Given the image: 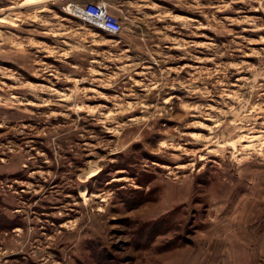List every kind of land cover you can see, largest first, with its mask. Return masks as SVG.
Listing matches in <instances>:
<instances>
[{
	"label": "rangeland",
	"instance_id": "374dc122",
	"mask_svg": "<svg viewBox=\"0 0 264 264\" xmlns=\"http://www.w3.org/2000/svg\"><path fill=\"white\" fill-rule=\"evenodd\" d=\"M0 0V264H264V0Z\"/></svg>",
	"mask_w": 264,
	"mask_h": 264
},
{
	"label": "built area",
	"instance_id": "2783aa9c",
	"mask_svg": "<svg viewBox=\"0 0 264 264\" xmlns=\"http://www.w3.org/2000/svg\"><path fill=\"white\" fill-rule=\"evenodd\" d=\"M69 15L88 22L101 30L116 34L121 30L119 20L109 12L103 0L70 2L66 6Z\"/></svg>",
	"mask_w": 264,
	"mask_h": 264
},
{
	"label": "crops",
	"instance_id": "0c3cea01",
	"mask_svg": "<svg viewBox=\"0 0 264 264\" xmlns=\"http://www.w3.org/2000/svg\"><path fill=\"white\" fill-rule=\"evenodd\" d=\"M85 1H96V0H72V2H74V3H82Z\"/></svg>",
	"mask_w": 264,
	"mask_h": 264
}]
</instances>
